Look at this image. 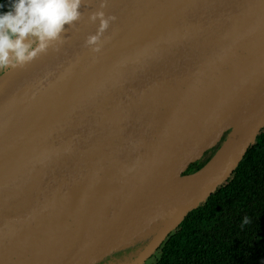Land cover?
<instances>
[{
	"label": "water",
	"instance_id": "water-1",
	"mask_svg": "<svg viewBox=\"0 0 264 264\" xmlns=\"http://www.w3.org/2000/svg\"><path fill=\"white\" fill-rule=\"evenodd\" d=\"M85 4L0 67V264H98L156 228L145 263L264 128V0Z\"/></svg>",
	"mask_w": 264,
	"mask_h": 264
},
{
	"label": "trees",
	"instance_id": "trees-1",
	"mask_svg": "<svg viewBox=\"0 0 264 264\" xmlns=\"http://www.w3.org/2000/svg\"><path fill=\"white\" fill-rule=\"evenodd\" d=\"M216 149L185 173L202 167ZM150 259L148 264H264V128L232 176L185 216Z\"/></svg>",
	"mask_w": 264,
	"mask_h": 264
},
{
	"label": "clouds",
	"instance_id": "clouds-1",
	"mask_svg": "<svg viewBox=\"0 0 264 264\" xmlns=\"http://www.w3.org/2000/svg\"><path fill=\"white\" fill-rule=\"evenodd\" d=\"M79 5L80 0H11L7 6L0 4L4 9L0 11V67L13 58L17 62L29 59L44 49L64 24L78 18ZM105 24L102 20L101 27ZM28 36L35 37V47L26 41Z\"/></svg>",
	"mask_w": 264,
	"mask_h": 264
},
{
	"label": "rangeland",
	"instance_id": "rangeland-1",
	"mask_svg": "<svg viewBox=\"0 0 264 264\" xmlns=\"http://www.w3.org/2000/svg\"><path fill=\"white\" fill-rule=\"evenodd\" d=\"M32 39H35V37H32V36L26 37V41L31 42ZM155 230L156 228H154V230H150L148 232L143 233L141 236H139V238L132 241L129 245L123 247L120 251L114 252L110 254L109 256H107L106 258H104L99 264H117L119 261L117 257H113V255L120 253L121 251L125 249H136L139 252L152 238ZM129 261L130 259L127 261V263ZM150 261L151 259L148 258L143 264H148Z\"/></svg>",
	"mask_w": 264,
	"mask_h": 264
},
{
	"label": "flooded vegetation",
	"instance_id": "flooded-vegetation-1",
	"mask_svg": "<svg viewBox=\"0 0 264 264\" xmlns=\"http://www.w3.org/2000/svg\"><path fill=\"white\" fill-rule=\"evenodd\" d=\"M125 250H127V249H125ZM132 250H136V249H132ZM124 251V250H123ZM122 252V251H121ZM120 252V253H121ZM120 253H117V254H115V255H113V257H117V259H118V263L117 264H124V263H126L129 259L131 260V258L134 256H123V257H120V255H118V254H120ZM99 264V263H98Z\"/></svg>",
	"mask_w": 264,
	"mask_h": 264
},
{
	"label": "bare ground",
	"instance_id": "bare-ground-1",
	"mask_svg": "<svg viewBox=\"0 0 264 264\" xmlns=\"http://www.w3.org/2000/svg\"><path fill=\"white\" fill-rule=\"evenodd\" d=\"M87 1H88V0H82V1H81V5H79V9H78L79 12H81L82 9H83L85 6H87V5L85 4V2H87ZM93 1H94V0H89V2H93ZM48 43H50V41H48L47 44H48ZM31 44H32L33 47H35V45H36V39H32V40H31Z\"/></svg>",
	"mask_w": 264,
	"mask_h": 264
}]
</instances>
